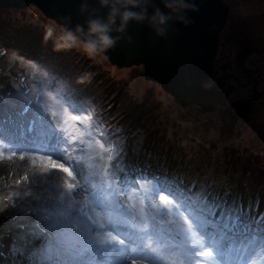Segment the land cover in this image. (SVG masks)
Returning a JSON list of instances; mask_svg holds the SVG:
<instances>
[{
	"label": "rangeland",
	"instance_id": "obj_1",
	"mask_svg": "<svg viewBox=\"0 0 264 264\" xmlns=\"http://www.w3.org/2000/svg\"><path fill=\"white\" fill-rule=\"evenodd\" d=\"M222 3L229 9L228 21L220 35L218 56L211 69L221 73L223 86L235 84L229 77L232 75L239 84L224 106L178 103L177 96L166 91L154 78L147 77L143 64L120 67L112 64L102 51L89 54L80 45L55 49L58 37L66 31L34 5L24 9L0 8V29L5 30L0 41L12 45H6V52L0 53V86L8 85L0 91V96L8 88V93L25 99L42 97V106L50 112H59L61 126L67 128L69 136L77 134L78 141L81 139L79 132L88 131L87 121L83 125L73 121L64 125L67 117L55 96L57 92L71 94L76 102L87 104L102 121L101 127L106 130L108 140L122 149L116 159L110 162L105 157L101 165L96 163L94 156L89 159L88 142L93 143L95 137L84 138L87 150L83 157L69 151L67 158L95 162L88 168L92 183H98L97 172L106 183L110 182L111 173L107 169L111 163L112 171L121 176L123 169L134 175L158 176L169 183L209 191L220 197L223 191L226 193L223 198L242 203L252 215L264 214V197L259 190L254 188L250 191L253 193H249L237 184L232 185L229 180L234 173L226 171V168L232 169L251 177L255 174V179L263 180L260 174H264V0H223ZM89 57L90 62L86 61ZM15 64L22 72L12 71ZM225 75L229 77L226 82ZM19 77L22 80L25 77L28 89L22 86ZM4 96L7 97V91ZM22 108L20 104L17 109ZM21 119L26 121L27 117ZM148 141L165 142L166 145L161 146L166 150L161 152L167 159L137 156L145 147L155 148L147 144ZM134 154L136 156L129 157ZM8 155L10 152L0 158V247L5 250L2 252L5 255H0V264L10 262L8 245L20 231L17 225H30L32 221L31 215L19 220L21 212L9 206L21 190L31 187L33 174L38 172V167H33L27 156L22 161L19 154L12 160L7 159ZM233 157H239L241 163L230 159ZM26 173L29 181L17 184ZM64 178L49 182L41 191L26 192L24 200L31 201L33 206L34 197L56 200L54 189L63 184ZM206 179L211 185L204 182ZM143 191L135 193L137 202L143 197L145 204L140 207L159 219L163 205L158 196L144 197ZM153 201L158 207L152 206ZM79 203L83 206L82 197ZM3 225L8 226L4 228ZM261 261L264 256L258 257L256 264ZM166 264H180V261Z\"/></svg>",
	"mask_w": 264,
	"mask_h": 264
},
{
	"label": "snow or ice",
	"instance_id": "obj_2",
	"mask_svg": "<svg viewBox=\"0 0 264 264\" xmlns=\"http://www.w3.org/2000/svg\"><path fill=\"white\" fill-rule=\"evenodd\" d=\"M41 99L13 93L0 96V158L10 152L7 159L12 160L19 154L20 160L27 156L38 167L31 187L21 190L9 206L21 212L19 220L32 216L30 225H17L20 231L8 245L9 264H166L176 260L180 264H253L264 256V214L254 216L242 203L158 176L123 169L121 176L112 171L111 163L110 182L97 172L98 183H92L88 168L95 162L67 158L69 151L83 157L84 138L93 137L110 152L109 161L122 149L108 140L102 121L90 107L76 102L71 94L57 92L55 99L67 117L64 125L87 121L88 131L79 132V141L77 134L69 136L61 126L59 112L46 110ZM20 104L23 108L17 111ZM60 177L66 178L54 189L56 200L34 197V206L24 200L26 192L41 191ZM22 181H29L27 173L16 183ZM140 190L144 197L158 196L163 205L159 219L140 207L145 204L143 197L137 202L135 193ZM152 206L158 207L154 201Z\"/></svg>",
	"mask_w": 264,
	"mask_h": 264
},
{
	"label": "water",
	"instance_id": "obj_3",
	"mask_svg": "<svg viewBox=\"0 0 264 264\" xmlns=\"http://www.w3.org/2000/svg\"><path fill=\"white\" fill-rule=\"evenodd\" d=\"M222 2L182 0L186 7L181 8L177 0H139L138 7H121L115 0H108L118 10L116 25L109 33L115 42L102 52L120 67L143 64L147 77L154 78L177 96L180 104L224 106L239 84L232 75L229 77L235 84L223 86L221 73L211 71L219 52L220 35L228 21L229 9ZM29 5L36 6L65 31L74 32L80 26L86 32L89 20L105 22L109 15V7H101L99 0H0V8L24 9ZM124 10L143 13L145 19L130 20L123 31H116L119 13ZM157 10L165 17L162 25L150 22Z\"/></svg>",
	"mask_w": 264,
	"mask_h": 264
},
{
	"label": "clouds",
	"instance_id": "obj_4",
	"mask_svg": "<svg viewBox=\"0 0 264 264\" xmlns=\"http://www.w3.org/2000/svg\"><path fill=\"white\" fill-rule=\"evenodd\" d=\"M99 3L101 7H109V15L106 21L101 22L99 19L89 20L87 22L86 32L80 26H77L74 32L71 30L66 31L65 33L61 34L58 37V43L54 45L55 49L59 50L60 48H72L77 45H80L83 47V49L86 52L91 54V53H95L96 51H103L111 47L114 44L115 41L110 36L109 33L112 30V27L116 25V17L118 15V10L114 5L110 6L108 4V0H99ZM115 3L117 5H120L121 7H125V6L138 7L139 6V0H115ZM177 6L181 8L186 7V5L182 3V0H177ZM165 7H172V5L165 4ZM144 19H145V16L143 13H136L133 11L124 10L121 13H119L120 24L115 27V30L123 31L124 26L130 20L143 21ZM150 22L154 24L162 25L165 23V17L162 14H160L159 11L157 10L153 14V17L151 18ZM81 35L84 37L83 40H81ZM226 80L224 81L226 82ZM119 169H120V166H119ZM0 248H2V251L0 253L5 251L3 247H0Z\"/></svg>",
	"mask_w": 264,
	"mask_h": 264
},
{
	"label": "trees",
	"instance_id": "obj_5",
	"mask_svg": "<svg viewBox=\"0 0 264 264\" xmlns=\"http://www.w3.org/2000/svg\"><path fill=\"white\" fill-rule=\"evenodd\" d=\"M2 32H5V30H3V27L0 29V35L2 34ZM23 32V31H22ZM3 35H6L5 33H3ZM3 37H6V36H3ZM22 40H24L23 38H22ZM7 42L8 43H11V41H9V40H7ZM10 46V47H12V45L11 44H6V43H2V41H0V53H2V52H6L5 50H6V47L7 46ZM9 47V48H10ZM90 57L89 58H86V61H89L90 62ZM16 63V62H15ZM16 65V64H15ZM14 65V66H15ZM14 73H17L18 71H20V72H22L20 69H18V67H17V65H16V67H14L13 68V70H12ZM19 80H21L22 81V86L24 87V88H26V89H28L27 88V86L25 85V77H24V79L22 80V78H20L19 77ZM233 85V84H232ZM5 87H8V85H1L0 86V91H3L4 90V88ZM7 91V94H9L8 92H9V89L7 88L3 93H2V95L1 96H3V97H5L4 96V93ZM27 91L28 90H26L25 92H24V94H26L27 93ZM17 111H19L18 109H17ZM233 118H235V121H236V114H235V116L233 117ZM144 120H146V119H144ZM93 139V138H92ZM94 141H93V143L92 142H88V144L89 143H91L92 144V147L90 148V150H89V153L91 154V158H93V156H94V158H95V160L97 161L96 163L98 164V165H101V163H102V161H105L106 160V158L108 159V157L110 156V152H108V151H105V150H103V149H101L100 147H99V144L98 143H96L95 142V139H93ZM134 141L135 140H133V143L132 144H134ZM156 142H158V141H156ZM84 143H86L85 142V140H84ZM147 144H151V146L152 147H155V148H147V147H145V149H143L142 150V152H140V153H138L137 154V156H140L141 158H143V157H149V156H154V157H163V158H166V157H164L165 156V153H162L161 151L162 150H164L165 149V147H163V146H165L166 145V143L165 142H159V143H155V142H150V141H148V143ZM169 144V146L171 147L172 146V144H170V143H168ZM161 145H163V146H161ZM166 150V149H165ZM164 150V151H165ZM174 150H178L177 149V145L175 144V146H174ZM133 156H136V154H134V155H131V156H129V157H133ZM106 157V158H105ZM121 157H119V159H120ZM238 158L239 157H236V158H230V159H234L235 160V162L237 161V163L239 164V163H241V162H239L238 161ZM167 159V158H166ZM242 161V160H241ZM249 166V165H248ZM251 167H252V165H251ZM226 171H232L233 173H234V175H232L231 177H230V180H229V183H231L232 185H235V184H237L238 186H240V187H242V189L245 191H247V192H249V193H253V189L255 188H257L258 190H259V194H261V197H264V174H263V172H261V174H260V177L263 179V180H257V179H255V174H253V177H251V175L250 176H247V174H243V173H239V174H237L234 170H232V169H227L226 168ZM251 180V181H250ZM217 181V180H216ZM206 184H208V185H211V183H210V181H209V179H206L205 181H204ZM251 190H253L252 192H250ZM220 195H221V197H223V196H225V194L226 193H224L223 191H220V193H219ZM26 225H27V223H26ZM2 226V225H1ZM0 226V227H1ZM8 225H3V227L5 228V227H7ZM2 251V248H0V252Z\"/></svg>",
	"mask_w": 264,
	"mask_h": 264
},
{
	"label": "bare ground",
	"instance_id": "obj_6",
	"mask_svg": "<svg viewBox=\"0 0 264 264\" xmlns=\"http://www.w3.org/2000/svg\"><path fill=\"white\" fill-rule=\"evenodd\" d=\"M211 71H213V70H211ZM254 262H256V259L253 261V263H254Z\"/></svg>",
	"mask_w": 264,
	"mask_h": 264
},
{
	"label": "flooded vegetation",
	"instance_id": "obj_7",
	"mask_svg": "<svg viewBox=\"0 0 264 264\" xmlns=\"http://www.w3.org/2000/svg\"><path fill=\"white\" fill-rule=\"evenodd\" d=\"M224 77V76H223Z\"/></svg>",
	"mask_w": 264,
	"mask_h": 264
}]
</instances>
